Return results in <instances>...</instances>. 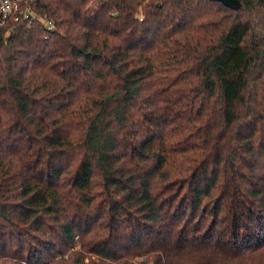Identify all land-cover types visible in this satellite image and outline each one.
<instances>
[{"label":"trees","instance_id":"trees-1","mask_svg":"<svg viewBox=\"0 0 264 264\" xmlns=\"http://www.w3.org/2000/svg\"><path fill=\"white\" fill-rule=\"evenodd\" d=\"M240 2L0 26V264H264V0Z\"/></svg>","mask_w":264,"mask_h":264},{"label":"built area","instance_id":"built-area-1","mask_svg":"<svg viewBox=\"0 0 264 264\" xmlns=\"http://www.w3.org/2000/svg\"><path fill=\"white\" fill-rule=\"evenodd\" d=\"M31 0H0V26L4 27L12 19L14 21L36 18L30 9ZM48 29L52 28V22H45Z\"/></svg>","mask_w":264,"mask_h":264},{"label":"water","instance_id":"water-1","mask_svg":"<svg viewBox=\"0 0 264 264\" xmlns=\"http://www.w3.org/2000/svg\"><path fill=\"white\" fill-rule=\"evenodd\" d=\"M214 1L220 2L226 7H229L234 10L239 9L241 6L240 0H214Z\"/></svg>","mask_w":264,"mask_h":264}]
</instances>
